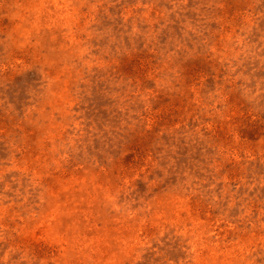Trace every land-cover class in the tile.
I'll list each match as a JSON object with an SVG mask.
<instances>
[{
  "label": "rangeland",
  "instance_id": "374dc122",
  "mask_svg": "<svg viewBox=\"0 0 264 264\" xmlns=\"http://www.w3.org/2000/svg\"><path fill=\"white\" fill-rule=\"evenodd\" d=\"M0 264H264V0H0Z\"/></svg>",
  "mask_w": 264,
  "mask_h": 264
}]
</instances>
